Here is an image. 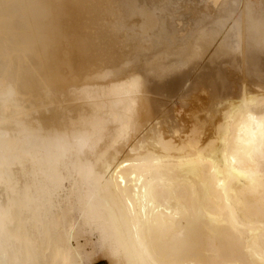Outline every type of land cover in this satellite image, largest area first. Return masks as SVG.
Instances as JSON below:
<instances>
[{
  "label": "bare ground",
  "instance_id": "6f19581e",
  "mask_svg": "<svg viewBox=\"0 0 264 264\" xmlns=\"http://www.w3.org/2000/svg\"><path fill=\"white\" fill-rule=\"evenodd\" d=\"M101 260L264 264V0H0V264Z\"/></svg>",
  "mask_w": 264,
  "mask_h": 264
},
{
  "label": "rangeland",
  "instance_id": "374dc122",
  "mask_svg": "<svg viewBox=\"0 0 264 264\" xmlns=\"http://www.w3.org/2000/svg\"><path fill=\"white\" fill-rule=\"evenodd\" d=\"M130 56L131 55L128 53V49L117 48L114 51V53H104L103 55H101L100 65L102 66H121V63L122 65H124L126 61L128 60V58H130ZM27 78H30V75H27L26 79ZM186 84L188 85L189 82ZM95 264H108V263L105 260H101L100 262L95 263Z\"/></svg>",
  "mask_w": 264,
  "mask_h": 264
}]
</instances>
